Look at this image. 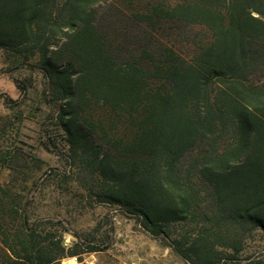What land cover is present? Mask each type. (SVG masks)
<instances>
[{"label":"trees","instance_id":"obj_1","mask_svg":"<svg viewBox=\"0 0 264 264\" xmlns=\"http://www.w3.org/2000/svg\"><path fill=\"white\" fill-rule=\"evenodd\" d=\"M112 1L0 0V54L48 81L85 194L183 264H264L248 252L264 238V0H155L128 16L141 31L158 20L204 29L209 39L191 59L174 47L123 50L100 18ZM10 206L4 215L17 226L0 220V264L104 251L79 237L67 247L62 232L33 229Z\"/></svg>","mask_w":264,"mask_h":264},{"label":"rangeland","instance_id":"obj_2","mask_svg":"<svg viewBox=\"0 0 264 264\" xmlns=\"http://www.w3.org/2000/svg\"><path fill=\"white\" fill-rule=\"evenodd\" d=\"M157 3L112 1L100 8L102 25L119 32L120 47L127 52L140 54L146 48L161 54L174 47L191 59L197 47L209 39L204 29L158 20L153 28L142 24V33L129 19L134 10L148 11ZM112 14L117 15L113 20ZM48 92V81L39 70L12 64L0 54V185L8 191L0 193L4 228L13 231L17 226L4 215L15 202L21 213H27L31 228L62 232L67 247L79 237L104 250L68 257L62 264H183L134 219L84 193L78 183L85 177L79 176L80 158L71 156L56 119L57 108L45 96ZM95 110L102 112L100 106ZM95 117L99 119L98 114ZM92 134L102 144L100 130L93 128ZM248 252L256 253L264 263V238H256ZM6 258L0 243V262Z\"/></svg>","mask_w":264,"mask_h":264}]
</instances>
